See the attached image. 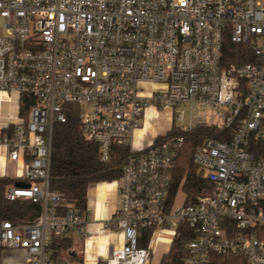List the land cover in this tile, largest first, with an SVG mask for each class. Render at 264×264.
<instances>
[{
	"label": "built area",
	"instance_id": "2783aa9c",
	"mask_svg": "<svg viewBox=\"0 0 264 264\" xmlns=\"http://www.w3.org/2000/svg\"><path fill=\"white\" fill-rule=\"evenodd\" d=\"M227 40L243 48L228 65ZM244 50L252 59L240 62ZM188 104L228 106L208 124L233 129L228 140L196 145L193 160L212 188L195 198L185 179L172 195L185 138L169 132L199 122L133 147L149 109L182 122ZM69 110L102 161L129 148L114 180L116 209L101 221L123 244L100 264H151L142 229L174 238L182 224L195 236L178 264H264V0H0V146L17 162L0 176L15 179L7 200L41 206L31 221H0V254L19 249L27 264H52L53 242L87 223V209L50 186L55 124Z\"/></svg>",
	"mask_w": 264,
	"mask_h": 264
},
{
	"label": "trees",
	"instance_id": "16d2710c",
	"mask_svg": "<svg viewBox=\"0 0 264 264\" xmlns=\"http://www.w3.org/2000/svg\"><path fill=\"white\" fill-rule=\"evenodd\" d=\"M239 44L227 40L223 47V61L225 64L238 62L235 54L243 49ZM245 49V48H244ZM246 50H244L245 52ZM240 62L250 61L252 58L245 52ZM233 129H219L213 124L199 122L191 130L173 128L169 133L184 135V142L179 148L173 171L172 195L178 189L182 179L184 188L190 198H195L212 188L211 182L203 178L198 165L193 160V151L205 137L212 136L221 140H228ZM129 148L117 146L113 148L109 161H102L99 156L97 143L85 138L80 129V117L75 111L69 110L66 122L55 124L52 162L50 171V186L54 190L64 192L68 201L80 209L86 208L87 191L91 184L104 181H114L122 175V166ZM15 179L0 176V221H31L41 211L39 203L29 199L9 201L4 196L5 188ZM153 234V228H144L141 232L140 246H147ZM195 236L186 224L179 227V233L172 239L170 249L162 256L159 264H178L187 252V243ZM53 261L63 260L72 256L70 251L72 239L64 237L53 242ZM243 259V258H242ZM0 264L1 256H0Z\"/></svg>",
	"mask_w": 264,
	"mask_h": 264
},
{
	"label": "crops",
	"instance_id": "0c3cea01",
	"mask_svg": "<svg viewBox=\"0 0 264 264\" xmlns=\"http://www.w3.org/2000/svg\"><path fill=\"white\" fill-rule=\"evenodd\" d=\"M158 111L149 109L148 114L153 115ZM169 127L162 129L155 128L153 125L146 126L135 131L134 142L143 139L145 136H150L152 140ZM139 134V137L138 135ZM149 140V141H150ZM0 150L4 152V148L0 146ZM0 160L3 161L1 172L6 175H11L7 168L10 161L0 155ZM118 201V187L116 181H104L93 183L89 186L87 191L86 209H87V223L82 230H74L67 237L72 239L71 253L74 254L69 257L59 260L62 264H100L102 259L106 258L112 249L123 244V234L118 230H108L101 226V221L112 215L115 211ZM164 232H167L164 230ZM162 239L154 246L158 258L156 263L161 262L162 256L170 249L173 239H165L167 236L162 234ZM151 240V239H150ZM150 246V242H149ZM58 262V261H53ZM53 264V263H52Z\"/></svg>",
	"mask_w": 264,
	"mask_h": 264
},
{
	"label": "rangeland",
	"instance_id": "374dc122",
	"mask_svg": "<svg viewBox=\"0 0 264 264\" xmlns=\"http://www.w3.org/2000/svg\"><path fill=\"white\" fill-rule=\"evenodd\" d=\"M147 87L149 89L152 88L151 84H148ZM184 110V120L178 121V119L174 118L171 110L160 109L158 112L153 115H148L144 119L141 120V124L146 126L147 124L153 125L155 128L162 129L163 127H171L172 124H183L185 126H189L190 124L195 125L197 122L204 123H218L224 120L223 114L229 110L228 106L225 105H212V104H195L194 107H190V105H180L179 110ZM177 113V112H176ZM174 121V122H173ZM139 137V134H137ZM150 136H145L142 140L137 138L135 140L133 147L139 148L144 147L149 144ZM4 153L0 150V155ZM17 162L9 163L7 168L8 172L13 175L16 173ZM157 228L151 237L150 240V258L152 263L157 262L158 255L156 251L153 249L154 246L163 238L162 234H165L167 238H172L171 230H165ZM157 246V245H156ZM1 262L2 264H27L25 262V257L22 256L19 249L13 248H3L1 251ZM53 264H62L61 261L53 262Z\"/></svg>",
	"mask_w": 264,
	"mask_h": 264
},
{
	"label": "water",
	"instance_id": "95a60500",
	"mask_svg": "<svg viewBox=\"0 0 264 264\" xmlns=\"http://www.w3.org/2000/svg\"><path fill=\"white\" fill-rule=\"evenodd\" d=\"M16 185H18V186H28V183H25L24 181H16Z\"/></svg>",
	"mask_w": 264,
	"mask_h": 264
}]
</instances>
